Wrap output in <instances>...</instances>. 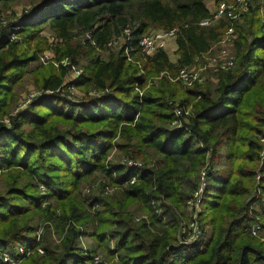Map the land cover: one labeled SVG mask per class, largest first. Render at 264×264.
I'll use <instances>...</instances> for the list:
<instances>
[{
    "label": "trees",
    "instance_id": "16d2710c",
    "mask_svg": "<svg viewBox=\"0 0 264 264\" xmlns=\"http://www.w3.org/2000/svg\"><path fill=\"white\" fill-rule=\"evenodd\" d=\"M204 1L0 0V10L23 2L29 7L20 21L0 29V261L2 253L17 257L22 247L19 264H90L89 252L110 264H264L258 141L264 128V25L257 17L264 0H251L249 24L235 26L229 70L185 91L166 77L140 97L136 91L149 76L173 77L217 41L225 22L196 25L209 16ZM173 27L180 28L175 64L158 50L138 67L122 47L106 48L126 30L128 55L136 61L143 34ZM43 30L58 40L55 60L67 58L80 68L81 75L68 81L80 96L41 95L9 116L14 87L50 48ZM12 35L19 39L9 41ZM66 76L63 68L35 66L33 84L53 90ZM179 96L184 99L178 105L190 111L174 127L173 99ZM111 151L143 162L135 183L109 197L97 190L84 194L83 187L98 179L101 191L97 177L116 186L131 173L105 163ZM204 168L196 214L200 237L188 243L181 228L190 219L178 214ZM81 238L89 241L85 250Z\"/></svg>",
    "mask_w": 264,
    "mask_h": 264
},
{
    "label": "built area",
    "instance_id": "2783aa9c",
    "mask_svg": "<svg viewBox=\"0 0 264 264\" xmlns=\"http://www.w3.org/2000/svg\"><path fill=\"white\" fill-rule=\"evenodd\" d=\"M249 0H231V1H223L216 6L215 11H213L207 18L202 19L196 23L198 27L207 28L212 24H217L219 22H225V26L223 28L222 36L217 40L215 49L212 46L202 54H199L195 60L194 64L178 69L176 75L173 78H170L172 82H178L185 88H191L195 85L200 84L203 81V72H207L208 74H216L218 72H224L229 70L234 63L233 52L230 47L231 40L234 35V24L238 22L244 13L248 11ZM2 19V17L0 18ZM3 23L2 27L6 24L5 20H1ZM185 27V26H184ZM183 27V28H184ZM17 30V28H14ZM180 28L173 27L168 30H157L151 32L150 34H143L138 42H137V55L141 58L142 61H146L149 57H151L156 51L162 50L165 47V42L167 39L175 38L177 34H179ZM15 39V35L10 36L9 41H13ZM84 40L91 46L94 45L93 40L91 39L88 33H85ZM129 41V33L124 30L121 32V36L118 38H114L109 40L106 43L107 49L113 48H123L124 55L127 61H130L132 64H135V61H131L129 58L127 51V43ZM47 42L49 44V49L45 50L42 54L36 56L37 63L43 64L47 61H50L55 68H64L66 69L72 77V80L76 79L81 75V70L76 65L72 64L67 58H63L60 60H55L52 56L53 51H51L52 47H55L58 43V40L53 36L48 37ZM52 53V54H51ZM54 55V54H53ZM130 59V60H129ZM196 65V66H195ZM138 96L140 97L142 93L139 90H136ZM76 90L70 82L66 84H62L56 87L53 90L44 89L39 92H32L27 94L23 100L19 102V106L17 109L12 111L9 116H13L18 109L22 110L28 106V104L45 94H57L59 96L65 97L67 100L75 101L69 98V96H76ZM91 95H94L92 93ZM178 101H175L172 106V114L173 119L171 125L174 127H179L180 122L179 119L183 116H187L190 111V106L181 107L178 105ZM3 123L5 125H9L8 117L3 118ZM263 136L258 140L262 144V150L260 152V156L264 157V128H263ZM126 159H122L118 164L124 167L126 170L131 171L129 175L123 177V181L118 182L115 186L114 184H106L102 182L101 186V194L103 195H111L117 188H124L127 185H132L135 183L136 178L138 177V172L143 166L142 161H130ZM3 172L0 169V173ZM207 174V170L201 169L198 176V186L195 191L191 194V197L185 202V209L191 213L189 215V221L184 224L181 228L182 233L187 232L186 242L192 243L196 241L200 237V228L196 221V212L198 210L199 200L202 193V189L205 187V177ZM116 179V177H115ZM39 191L43 192L44 188L39 185ZM89 192V189L85 190V193ZM96 206L93 205L90 207V212L95 211ZM255 229L251 230V233L254 234ZM39 233H36L35 239L38 241ZM80 247L85 250L83 244L80 243ZM38 253L41 254V250H37ZM18 256L15 258L9 257L7 254L2 253L1 255V263L2 264H19L21 262V258L19 257L24 253L22 247L17 248ZM28 254V253H26ZM87 256L90 259V264H105L101 261L99 256L89 252Z\"/></svg>",
    "mask_w": 264,
    "mask_h": 264
},
{
    "label": "rangeland",
    "instance_id": "374dc122",
    "mask_svg": "<svg viewBox=\"0 0 264 264\" xmlns=\"http://www.w3.org/2000/svg\"><path fill=\"white\" fill-rule=\"evenodd\" d=\"M205 1H207V0H205ZM223 1H231V0H212V2H213V8H214V10L213 11H215V9H216V6L219 4V3H222ZM251 3H252V1L251 0H249V6L251 7ZM29 7L27 6V4L26 3H16V4H12V5H9V7L7 8V9H2V10H0V17H2V19H0V29H1V27H2V25H3V23L1 22V20H5V23H8V22H11V21H14L15 19L17 20V18H18V20L19 19H21V17H23V14L24 13H26L25 11H27V9H28ZM249 8V7H248ZM246 14V12L244 13V15ZM210 15V14H209ZM242 16L241 17V19L238 21V22H236V24H234V28H235V26H237V25H242V24H244L245 23V25L247 26L249 23V16L248 15H245V16ZM257 17H258V25H260V26H263L264 25V22H263V18H264V5H263V3H260V5H259V9H258V11H257ZM20 21V20H19ZM17 22V21H16ZM218 25V24H217ZM214 26H216V24H212L211 26H209V27H214ZM157 30H159V29H153L152 31H149V32H147V33H145V34H150L151 32H154V31H157ZM261 31L262 32H264V26L261 28ZM47 31H45V30H43V32L41 33V35H42V37H44L45 39L47 38L48 39V37H50L51 35H49L48 33H46ZM222 32H223V26L221 27V29H219V38L222 36ZM177 37V36H176ZM176 37L175 38H172V39H170L171 41H174L175 39H176ZM234 35H233V38H232V40H231V43H230V47H231V50H232V45H233V39H234ZM17 36L15 35V39L13 40V41H16L17 40ZM219 38L217 39V40H219ZM19 39V38H18ZM175 42V41H174ZM217 42V41H216ZM216 42H214L211 46H212V48L213 49H215V47H216ZM48 45V44H47ZM51 51H53V48H51ZM44 52V51H43ZM42 52V53H43ZM42 53H40V54H42ZM52 54V53H51ZM176 53L174 52V53H170L169 54V56H170V58L172 59V60H174L175 58H174V55H175ZM52 56L54 57V55L52 54ZM137 60L135 61V63H136V65L139 67L140 66V63L141 62H144V61H142L141 60V58L139 57V55H137ZM130 60V59H129ZM147 60V59H146ZM38 67V66H44V67H47V66H52L53 68H55L53 65H52V63L50 62V61H47L46 63L44 62L43 64H41V63H37V61H35L34 63H31V64H29L28 65V67L26 68V74H25V76H23V79L21 80V82H19L15 87H14V92H15V96H16V101L12 104V107L10 108V111L9 112H12V111H14L15 109H17V106H19V102L21 101V100H23V98L27 95V94H29V93H32V92H39L40 90H41V88H36L35 86H34V84H33V69H34V67ZM196 66V65H195ZM55 69H57V68H55ZM174 76L176 75V73H174L173 74ZM209 75L210 74H208L207 72H203V81L200 83V84H198V85H202L204 82H205V80H206V78L207 77H209ZM173 76V77H174ZM161 77H166L167 79H168V81H170L171 83H177L179 86H180V88L182 89V91H185L187 88H185V87H183L180 83H178V82H172L171 80H170V78H173V77H171V76H169L168 74H163V73H160L157 77H154V76H149V77H147V83L145 84V87L142 89V90H139V92L140 93H142L145 89H147L148 87H150V85L152 84V86L153 85H156V83H157V81H159L160 80V78ZM69 77V75L68 76H66L65 77V79H64V81L65 82H67V81H72V79ZM189 89V88H188ZM77 94V93H76ZM57 95V94H56ZM80 95L79 94H77L76 96H73V95H71V96H69V98L70 99H72L73 97V100H77V98L79 97ZM181 99H184L183 98V96H179V97H177V98H175V99H173L174 101H178V100H181ZM191 105V104H190ZM18 110H20V109H18ZM122 159H126V160H129V159H127V158H125V157H123V158H118V157H116L115 156V152L114 151H111L110 152V154L108 155V157H106V159H105V163H119V162H121V160ZM130 161H132V160H130ZM133 161H140V160H137V159H133ZM98 178H100L101 179V182L100 183H102V182H104V183H106V184H112V183H109L108 181H106V180H104V179H102L101 177H97V179ZM96 179V178H95ZM94 179V180H95ZM96 179V180H97ZM95 180V181H96ZM99 180V179H98ZM98 180L95 182V183H92L90 186H88L87 184L83 187V193L84 194H86L85 193V190L86 189H89L90 191H95V190H97L98 191V193H99V195H100V197H109V196H111V195H113V193L115 192H113L111 195H102L101 194V191H100V187L98 186ZM91 183V182H90ZM113 185V184H112ZM82 193V194H83ZM83 194V195H84ZM199 211V210H198ZM197 215L199 214V212H197L196 213ZM189 215L191 216V213L190 212H188L186 209H185V207H183V209L181 210V214H178V217L179 218H182V219H188L189 218ZM143 215L142 214H136L135 215V218H141ZM187 221H182V225L184 226V223H186ZM86 239V238H85ZM84 238H81L80 240H85ZM88 240L86 239L85 241H83L84 242V244H86V247H88L89 246V241L87 242ZM110 246V245H109ZM98 253V252H97ZM98 256H99V258L101 259V261L103 262V263H105V264H110V262L102 255V254H100V253H98L97 254Z\"/></svg>",
    "mask_w": 264,
    "mask_h": 264
},
{
    "label": "crops",
    "instance_id": "0c3cea01",
    "mask_svg": "<svg viewBox=\"0 0 264 264\" xmlns=\"http://www.w3.org/2000/svg\"><path fill=\"white\" fill-rule=\"evenodd\" d=\"M216 1V0H215ZM204 4H205V8L207 9V11H208V13L209 14H211L212 12H213V10H214V8H213V2H212V0H207V1H204ZM170 39H172V38H170ZM170 39H167L166 40V42H165V47L162 49V51L166 54V56H167V59H168V61L171 63V64H175L176 62H177V60H178V56H177V54H175L174 55V60H172L171 58H170V56H169V54L170 53H176V45H175V40L174 41H171ZM64 69V68H63ZM66 70V69H65ZM67 71V70H66ZM67 73H68V75H69V77L72 79V77H71V75L69 74V72L67 71ZM69 78V79H70ZM68 82V81H67ZM67 82H63V83H61V85L62 84H66ZM77 94H78V92H77ZM80 95V94H79ZM86 240V239H85ZM85 240H83V241H85ZM82 240H80V242L79 243H81V244H83L84 245V247H86V244H84V242H83ZM88 242V241H87Z\"/></svg>",
    "mask_w": 264,
    "mask_h": 264
}]
</instances>
